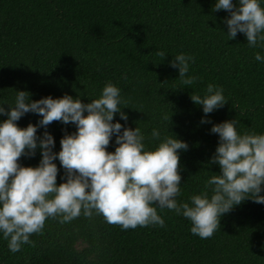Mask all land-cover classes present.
Returning a JSON list of instances; mask_svg holds the SVG:
<instances>
[{"label": "trees", "instance_id": "trees-1", "mask_svg": "<svg viewBox=\"0 0 264 264\" xmlns=\"http://www.w3.org/2000/svg\"><path fill=\"white\" fill-rule=\"evenodd\" d=\"M215 0H0V103L8 110L16 91H27L31 100L51 95H79L82 103L98 98L111 81L121 89L126 104L127 127H140L147 148L165 135L187 142L180 151V195L189 200L205 190L206 180L219 174L209 163L218 142L212 124L237 119L239 133H264V62L237 33L229 39L226 10L213 11ZM237 0H233L236 5ZM264 7V4H261ZM264 43V42H262ZM163 51L166 56L156 53ZM178 53L192 56L184 84L169 61ZM220 86L227 102L207 114L190 95L206 93L208 84ZM7 103V104H6ZM168 115L170 121L161 119ZM7 117L0 115V120ZM41 117L26 113L18 127L36 124ZM124 121L114 115L113 122ZM54 152L60 150L65 131L75 125L52 121ZM45 131L37 128V135ZM110 140L107 151H114ZM35 156H21L22 166L35 167ZM56 183L64 174L59 160ZM211 186H209V194ZM264 188V186H262ZM264 195V191L260 193ZM163 226L122 229L102 214L82 213L60 223L49 217L38 233L29 236L13 253L0 234V264H264V204L245 199L219 221L206 239L190 232L191 221L167 208H157Z\"/></svg>", "mask_w": 264, "mask_h": 264}, {"label": "clouds", "instance_id": "clouds-1", "mask_svg": "<svg viewBox=\"0 0 264 264\" xmlns=\"http://www.w3.org/2000/svg\"><path fill=\"white\" fill-rule=\"evenodd\" d=\"M264 0H215L213 11L226 10L229 39L242 33L249 47L264 50ZM165 57L163 51L156 53ZM192 56L176 54L169 65L178 70L184 84H191L195 76H186ZM254 59L264 62L260 52ZM191 101L202 106L205 116L201 123H211L207 114L227 102L220 86L208 84L203 97L191 94ZM0 103V234L7 240L10 252H17L21 244L38 233L47 218L59 217L60 223L71 221L81 213L91 217L102 214L105 221L118 224L124 230L150 224L163 226L157 208H167L191 221L190 232L201 239L209 238L219 226L220 218L245 199L264 204V133L237 131V119L212 124L210 133L218 142L209 163L219 166V174L211 175L205 190L177 202L180 195V151L187 142L176 135L161 138L153 128L151 137L159 140L154 148H147L140 127H127L126 104L121 89L111 81L102 87L98 98L82 103L79 95H51L31 100L27 91H16L14 103L8 110ZM41 118L36 124L18 127L17 121L26 113ZM124 121L113 122L114 115ZM170 121L168 115H162ZM75 125V131H65L60 150L54 152V138L46 128L52 121ZM45 131L37 135V128ZM114 151H107L110 140ZM40 160L33 166H22L18 160L35 156ZM59 160L64 169L62 182L57 185ZM209 186H211L209 194Z\"/></svg>", "mask_w": 264, "mask_h": 264}]
</instances>
